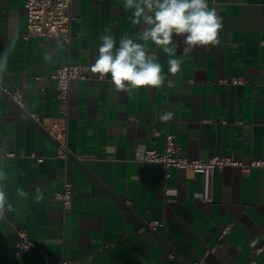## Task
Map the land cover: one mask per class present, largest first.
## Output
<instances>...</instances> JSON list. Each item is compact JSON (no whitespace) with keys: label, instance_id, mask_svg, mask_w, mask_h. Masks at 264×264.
<instances>
[{"label":"crops","instance_id":"obj_1","mask_svg":"<svg viewBox=\"0 0 264 264\" xmlns=\"http://www.w3.org/2000/svg\"><path fill=\"white\" fill-rule=\"evenodd\" d=\"M26 3L0 0L1 86L20 93L26 111L57 119L52 76L72 64L87 68V79L71 83L72 156L64 158L0 90V169L14 208L0 219V264H264V168L216 170L212 201L203 203L201 174L143 161L147 151H164L168 135L181 157L264 159V0H208L222 18L219 44L182 56L183 38L174 36L183 61L176 74L148 42L165 83L131 94L90 71L105 29L117 42L140 35L123 0H73L70 46L25 39ZM165 112L173 113L168 121ZM66 184L68 210L56 198ZM154 220L163 226L151 232L145 224ZM11 224L35 244L20 258Z\"/></svg>","mask_w":264,"mask_h":264},{"label":"clouds","instance_id":"obj_2","mask_svg":"<svg viewBox=\"0 0 264 264\" xmlns=\"http://www.w3.org/2000/svg\"><path fill=\"white\" fill-rule=\"evenodd\" d=\"M123 9L132 12L133 26L143 25L140 35L135 39L121 36L117 42L110 30L105 29L99 38L101 43L95 61L90 66V71L99 74L100 79L108 77L118 92L131 94L138 89H159L164 85L162 65L150 53L148 42L167 54L170 74L180 72L183 64L182 59L176 58L178 43L174 42V36L183 38L182 56L200 47L219 44L222 18L214 7L209 6L208 0H123ZM5 65L6 60L0 61V72L4 71ZM172 116L173 113L165 112L160 119L168 121ZM7 179L0 169V218L6 212L14 211L3 186Z\"/></svg>","mask_w":264,"mask_h":264},{"label":"built area","instance_id":"obj_3","mask_svg":"<svg viewBox=\"0 0 264 264\" xmlns=\"http://www.w3.org/2000/svg\"><path fill=\"white\" fill-rule=\"evenodd\" d=\"M73 0H27L26 3V17H27V34L25 39L30 37L36 38H55L60 39L63 43L70 46L72 42L71 24ZM87 68L80 65L68 64L59 68L52 79L56 83L57 97L59 100L60 117L57 119H45L35 112H28L25 110V104L22 95L18 92L8 90L1 86L2 76H0V90L9 98L25 115L30 118L35 124L40 126L46 135L56 144L58 150V157L64 158L72 156L68 142V121L70 115V90L71 83L77 80L87 79ZM235 84L238 81H233ZM180 148L177 145L173 136L168 135L165 141V149L159 153L157 151H147L144 155L143 161L149 164H160L164 168H175L180 170H191L195 173L201 174L202 196L203 203H210L213 194V175L216 170L224 168H238L243 173H250L254 169L264 168V159L242 161L235 159L232 156H212L208 161L200 159H189L181 157L179 154ZM3 150L0 148V155ZM13 156L12 153L6 154ZM37 158L36 156H33ZM39 163L43 162L42 158H37ZM169 174H166V178ZM172 192L167 190L165 195H170ZM56 198L62 202L63 208L68 210L73 205V191L69 184L64 185L60 192L56 193ZM168 202L175 203V200ZM5 214L2 218L4 219ZM163 226V222L154 220L145 224V227L151 231L156 232L158 227ZM12 233L16 241V256L20 258L23 253L35 248V244L30 240L28 233L25 230L16 228L11 224ZM227 227L224 234L229 230ZM262 248L258 249L260 252ZM44 264H78L69 260L51 261L45 260Z\"/></svg>","mask_w":264,"mask_h":264}]
</instances>
